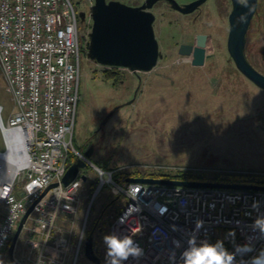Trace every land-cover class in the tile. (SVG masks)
Instances as JSON below:
<instances>
[{
  "label": "rangeland",
  "instance_id": "1",
  "mask_svg": "<svg viewBox=\"0 0 264 264\" xmlns=\"http://www.w3.org/2000/svg\"><path fill=\"white\" fill-rule=\"evenodd\" d=\"M80 32L79 100L73 144L104 170L140 176L169 173L191 179L230 173L260 172L264 177V88L249 80L228 51L229 14L242 0H208L180 12L167 0H118L128 5L150 3L158 43L156 64L149 70L98 62L91 55L92 16L95 0H71ZM249 9L243 50L247 61L264 74V0ZM237 25L240 24L236 19ZM205 53L178 52L181 43L200 46ZM109 75V76H108ZM14 105L0 70V115L5 121ZM0 127V151L10 150ZM76 214L58 223L69 239L65 264H92L83 253L84 239L93 231L94 249L106 264L109 215L116 214L126 198H116L105 185L86 210L99 177L90 164ZM11 166L8 167L10 172ZM217 177V178H216ZM224 183V182H223ZM3 212L0 213V218ZM84 237L75 260L83 224ZM221 233H218L221 235ZM25 233V232H24ZM21 234L14 257L19 264H33ZM2 264H15L7 251Z\"/></svg>",
  "mask_w": 264,
  "mask_h": 264
},
{
  "label": "built area",
  "instance_id": "2",
  "mask_svg": "<svg viewBox=\"0 0 264 264\" xmlns=\"http://www.w3.org/2000/svg\"><path fill=\"white\" fill-rule=\"evenodd\" d=\"M0 70L14 105L0 126L6 147L12 135L25 145L21 166L0 183V254L7 251L21 218L35 202L20 233L32 263L65 264L69 239L58 221L76 214L87 176L83 180L79 168L69 184L62 178L76 157L93 164L73 144L80 77V32L73 2L0 0ZM104 172L109 179L99 177L85 221L105 185L116 198H126L119 211L109 215L107 235L130 236L143 255L123 264H183L182 253L193 236L197 245L222 241L229 252L250 244L251 251L236 256L237 264H246L264 250V236L253 229L255 219L264 216V190L144 183L128 179L154 176ZM54 182L57 185L40 197Z\"/></svg>",
  "mask_w": 264,
  "mask_h": 264
},
{
  "label": "water",
  "instance_id": "3",
  "mask_svg": "<svg viewBox=\"0 0 264 264\" xmlns=\"http://www.w3.org/2000/svg\"><path fill=\"white\" fill-rule=\"evenodd\" d=\"M200 1L202 0H197L193 4ZM251 4L254 10L257 0H245L241 7L233 9L229 14L228 51L239 70L253 83L264 88V74L257 71L247 61L243 50L244 36L251 15L247 14V10ZM149 6H151L150 3L142 6H131L118 0H95L91 28L92 57L102 64L125 66L133 70L145 71L151 69L157 62L158 43L153 30L155 16L151 11L147 10ZM237 18L241 20L239 25L236 23ZM206 41V36L203 35L200 46L182 43L178 52L183 55L190 53L199 56L203 55ZM83 154L87 158L91 157L92 148L85 150ZM87 165V162L82 158H74L62 178V183L64 185L69 184L76 177L79 168H84ZM81 177L83 180L86 179L85 174H81ZM128 180L192 187L264 190V185L260 184L223 183L193 179L132 177ZM56 185L57 182L51 183L41 193L40 197L48 189ZM34 204L35 202L27 208L7 249L9 259L15 264H19L14 257L16 243L27 217L33 210ZM83 253L92 264H101V259L94 249L93 231H90L84 239Z\"/></svg>",
  "mask_w": 264,
  "mask_h": 264
},
{
  "label": "clouds",
  "instance_id": "4",
  "mask_svg": "<svg viewBox=\"0 0 264 264\" xmlns=\"http://www.w3.org/2000/svg\"><path fill=\"white\" fill-rule=\"evenodd\" d=\"M89 164L96 171L97 177L103 180L109 179L108 174L102 168L90 162ZM254 207H258V204ZM202 223V221H197V226H202ZM253 229L258 230L260 235L264 236V216H258L255 219ZM103 239L107 247L106 264H123L129 257L139 258L143 255V250L134 243L130 236L120 237L113 233L106 235ZM188 243V249L182 253L183 264H237L238 254L243 255L252 250L250 244H245L238 246L235 252H229L224 248L222 241H217L216 244L203 242L197 245L194 236L189 239ZM246 264H264V250L252 257Z\"/></svg>",
  "mask_w": 264,
  "mask_h": 264
},
{
  "label": "bare ground",
  "instance_id": "5",
  "mask_svg": "<svg viewBox=\"0 0 264 264\" xmlns=\"http://www.w3.org/2000/svg\"><path fill=\"white\" fill-rule=\"evenodd\" d=\"M2 124V119H1V115H0V126ZM10 150V160L7 162V166L6 164L3 163V161L1 160V157L4 158L7 153H5V151H8V148L11 147ZM24 141L22 138L16 137V136H11L10 137V142H9V146L7 147V149L4 152L0 151V183L3 181H7L10 180L14 173L18 170V168L21 166L23 160H24ZM6 154V155H5ZM11 166L10 172H8V167Z\"/></svg>",
  "mask_w": 264,
  "mask_h": 264
},
{
  "label": "trees",
  "instance_id": "6",
  "mask_svg": "<svg viewBox=\"0 0 264 264\" xmlns=\"http://www.w3.org/2000/svg\"><path fill=\"white\" fill-rule=\"evenodd\" d=\"M109 76V75H108ZM73 160V158H72ZM116 175H128L124 171L116 173ZM154 177H165V178H176V179H191L189 177L179 175H170L169 173H158L152 174ZM217 178V177H216ZM216 180L226 182V183H244V184H260L264 185V177L259 175L247 174V173H230L223 176H218Z\"/></svg>",
  "mask_w": 264,
  "mask_h": 264
},
{
  "label": "flooded vegetation",
  "instance_id": "7",
  "mask_svg": "<svg viewBox=\"0 0 264 264\" xmlns=\"http://www.w3.org/2000/svg\"><path fill=\"white\" fill-rule=\"evenodd\" d=\"M195 1H197V0H167V2H169L170 4H172L174 6V8L177 9L178 11H180V12H187L189 8H191L195 4H198V3L193 4ZM206 1H208V0H202L200 2L204 3ZM244 2H245V0H242V3H241L240 6H242L244 4ZM142 5H148V3H146V4H140V5H134V6H142ZM250 8L252 9V4L249 6V8L247 10V14H248ZM147 10H149V11H151L153 13L152 8H150V6L147 7ZM237 19H239V18H237ZM239 21L241 23V20L240 19H239ZM186 44H191V43H186ZM191 45H193V44H191ZM179 46H180V44H179ZM179 46H178V50H179ZM193 46H195V45H193Z\"/></svg>",
  "mask_w": 264,
  "mask_h": 264
}]
</instances>
